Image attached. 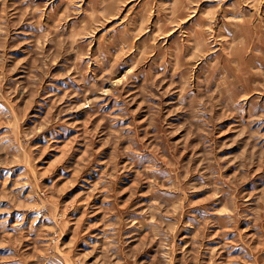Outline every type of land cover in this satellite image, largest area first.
Listing matches in <instances>:
<instances>
[{
    "label": "rangeland",
    "instance_id": "374dc122",
    "mask_svg": "<svg viewBox=\"0 0 264 264\" xmlns=\"http://www.w3.org/2000/svg\"><path fill=\"white\" fill-rule=\"evenodd\" d=\"M0 264H264V0H0Z\"/></svg>",
    "mask_w": 264,
    "mask_h": 264
}]
</instances>
